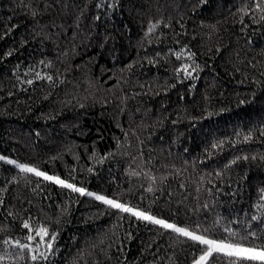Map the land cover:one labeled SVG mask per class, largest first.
<instances>
[{"label":"trees","instance_id":"obj_1","mask_svg":"<svg viewBox=\"0 0 264 264\" xmlns=\"http://www.w3.org/2000/svg\"><path fill=\"white\" fill-rule=\"evenodd\" d=\"M0 156L264 249V0H0ZM205 249L0 160V264H193Z\"/></svg>","mask_w":264,"mask_h":264},{"label":"snow or ice","instance_id":"obj_2","mask_svg":"<svg viewBox=\"0 0 264 264\" xmlns=\"http://www.w3.org/2000/svg\"><path fill=\"white\" fill-rule=\"evenodd\" d=\"M0 159H4V157H0ZM7 162L10 164H16V162L12 160H8ZM16 166L23 172H31V173H35L37 176H43L44 179L54 181L55 183L61 185L62 187L71 189L73 192H78L81 195L94 196L96 200L102 201L104 204L112 208L118 209L122 212L130 213L131 215L137 217L138 219L150 221L151 223L160 225L165 229H171L173 232L181 236L187 237L194 242H198L201 245H205L206 249L204 250L203 255H201L199 259L195 261V264H207L208 259L212 257L213 254H223L227 257H234L235 261L233 262V264H237V262H245V264L246 262H259V264H264V249L245 247L242 244L233 243L230 240H225V239L217 240V239L209 238L204 235H197L187 228L179 227L175 224L168 223L162 219H157L156 217H153L143 211L126 206L125 204L119 203L115 200L108 199L103 195L87 192L83 188L77 187L71 183H66L64 180L58 177L48 176L45 173L36 170L35 168L29 167L24 164H16ZM149 191H151V189H149ZM253 219H256V217H253ZM24 227L28 228L29 225L25 223ZM37 234L47 235V229L41 228L39 229ZM231 235L235 236L236 233H231ZM54 238L55 237H53V239ZM28 239L31 240L32 237L29 236ZM5 243L7 244L8 241H5ZM17 243L19 244V242ZM19 246L21 248L26 247V245H19ZM48 247L51 248V244H49ZM38 258L47 259V256L41 253L40 257L36 255H33L31 257L33 261L37 260ZM3 259L4 257H0V260Z\"/></svg>","mask_w":264,"mask_h":264},{"label":"rangeland","instance_id":"obj_3","mask_svg":"<svg viewBox=\"0 0 264 264\" xmlns=\"http://www.w3.org/2000/svg\"><path fill=\"white\" fill-rule=\"evenodd\" d=\"M0 157H3V156H0ZM0 160H2V161H5V162H7L8 160H12V159H10V158H5L4 157V159H0ZM12 161H14V160H12ZM8 163V162H7ZM10 164V163H9ZM16 164H18V163H16ZM16 164H12V165H15L16 166ZM43 177V176H42ZM54 182V181H53ZM90 197H93L94 199H95V197L94 196H90ZM102 202V201H101ZM150 222V221H149ZM193 264H195V262L193 263Z\"/></svg>","mask_w":264,"mask_h":264}]
</instances>
